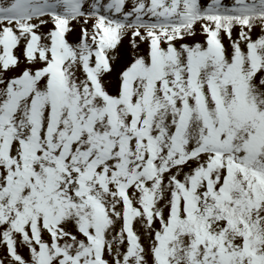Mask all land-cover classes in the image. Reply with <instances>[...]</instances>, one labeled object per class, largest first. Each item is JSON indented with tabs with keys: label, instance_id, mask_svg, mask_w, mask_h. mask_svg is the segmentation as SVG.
I'll list each match as a JSON object with an SVG mask.
<instances>
[{
	"label": "snow or ice",
	"instance_id": "1",
	"mask_svg": "<svg viewBox=\"0 0 264 264\" xmlns=\"http://www.w3.org/2000/svg\"><path fill=\"white\" fill-rule=\"evenodd\" d=\"M0 264H264V0H0Z\"/></svg>",
	"mask_w": 264,
	"mask_h": 264
}]
</instances>
